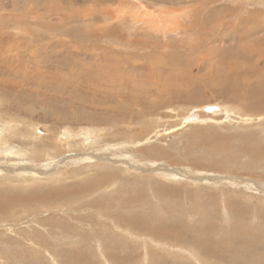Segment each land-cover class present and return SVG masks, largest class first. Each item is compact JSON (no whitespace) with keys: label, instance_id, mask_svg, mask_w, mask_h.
Instances as JSON below:
<instances>
[{"label":"rangeland","instance_id":"1","mask_svg":"<svg viewBox=\"0 0 264 264\" xmlns=\"http://www.w3.org/2000/svg\"><path fill=\"white\" fill-rule=\"evenodd\" d=\"M263 29L264 0H0V195L69 189L94 169L107 182L118 181L98 194L110 210L118 209L115 196L140 185L138 195L150 198L141 214L166 222L167 203L151 196L161 187L170 204L189 201L173 217L183 226L210 229L213 223L228 235L233 204L240 211L243 206L250 229L263 227L264 148L253 146L256 139L264 143V120L244 115L217 82L226 71L234 77L233 64L235 72L247 71L232 57L258 56ZM224 52L228 59L222 62ZM207 107L218 111L195 118ZM61 135L87 137L93 148L76 158L62 155L61 164L43 158L41 149H52V138ZM59 150L67 153V147ZM32 157L44 159L32 165L37 172H20ZM168 170L179 177L164 176ZM98 195L75 204L82 207L27 214L16 207L17 216L0 217V264H117L128 257L133 261L127 264H220L205 263L196 248L183 246L189 234L173 244L128 231L96 204ZM199 202L209 215L206 224L188 216L189 206ZM63 221L70 234L43 228ZM77 222L81 228L71 224ZM65 235L79 236V243ZM263 245L241 264H264V255H256ZM79 247L92 261L61 254Z\"/></svg>","mask_w":264,"mask_h":264},{"label":"bare ground","instance_id":"2","mask_svg":"<svg viewBox=\"0 0 264 264\" xmlns=\"http://www.w3.org/2000/svg\"><path fill=\"white\" fill-rule=\"evenodd\" d=\"M256 22H257V20H256ZM258 31H262V30L258 29ZM256 32H254V33L256 34ZM260 38H262V36ZM247 44H249V43H247ZM230 53H232V52H230ZM225 54H226L225 52L221 54L220 61L222 60V62H225V60L228 59L227 56H226L227 58H225ZM256 54H258V56H255L254 54H253L254 55L253 56L249 53L248 54H242V52H241V54H236V55L234 54V56L232 58L235 61L238 60L239 63L241 61V63L245 64V66L248 67L247 71H244L243 73H241V71L239 73L237 71L235 72L234 69H235L236 65L233 64V66L231 68H233L232 70L234 72L233 73L234 77L229 78V75L227 74L228 71H226L222 75L221 80L217 81V82L219 85H222L224 87V89H221V93L223 95L226 94V97L229 100L237 102V103H239V105H241L239 109L241 110L242 113L243 112L245 113V114L243 113L244 115H247L253 119L254 118H261L262 120H264V50L263 51L261 50L260 52L257 51ZM239 77H240V79H235V78H239ZM112 82L114 83V81H112ZM118 82L119 81H117L115 83L116 88H117ZM108 84H111V81H108ZM178 85H179V83H178ZM217 88H218V86H217ZM212 110L218 111V109L215 107H207L206 110L202 109V112H199L198 115L196 114L195 118H197V119L209 118V116L214 115L213 112H210ZM207 112H209V113H207ZM53 140L55 143H53L52 149L43 147L41 150L43 152V158H48L47 159L48 161L54 160V161H56V164H61L58 162V158L62 155H68L69 157L76 158V157H79L81 155L89 154V153H81V152L87 151V150L93 148L90 146V144H87V140H88L87 137H85L83 140L81 138L80 139L79 138H72L71 140H69L67 135L66 136L61 135L59 138H57L56 136L53 137L52 141ZM224 143L226 144L228 142L226 141ZM252 144H253V141H252ZM254 144L257 145V146L256 145L253 146L255 148V149L253 148L254 150H256V149L260 150V149L264 148V143L259 142L257 139L254 140ZM241 146L244 148L243 145H241ZM60 147H63V149H65L67 147V153L66 154L64 152L61 153L59 150ZM232 149L233 148H231V150ZM239 149H241V148H239ZM254 150H253V154L255 155L257 152ZM258 154H256V155H258ZM90 156H94V154L90 153ZM103 156L106 157L109 162L117 163L114 161V159L109 157L110 156L109 154H103ZM43 158L42 159H34V157H32L28 161H26L28 163V165H23V166L19 165V168H17V169H21L20 172H30V173L34 172V173H36L37 170L35 168H32V165L35 163H43V161H44ZM100 160H101V158H99V161ZM107 168L108 167H106V166H102L101 170H105ZM155 170H161V169L156 168ZM90 171H92V173L90 175H85L83 178H77V180L73 183L74 186H72L69 189H61L60 188V189L55 190V188L57 186H54V187H49L47 189H43L41 191L34 192V193H21V192H17V191L3 193L4 195H0V217L4 216V219H10V218H12L11 216H17V214L21 213V211H23V213L27 214L30 212L32 213L33 211H37L42 207L53 206V207H55L53 209L62 208L65 205L67 207H69V206L70 207H82V206H77L75 204H79L81 202H84L87 199L90 200L88 197L86 198V196L90 193L92 195L94 194V196H95L96 194L98 195L101 191L105 190V192H107L111 188H114L118 183L117 180L116 181L114 180L111 183H109V182H107V179L109 177L102 175L101 172H99V171L97 173H94V169L90 170ZM167 175H172V179L179 177V175L175 171H172V170H168V172H166L164 176H167ZM198 178L199 177H197V179ZM206 178H207V175H206ZM220 179L231 180L230 178H226V177L225 178L220 177ZM203 180H204V178H203ZM213 180H218V178H215ZM260 183H262V182H260ZM142 185H143V183H142ZM65 187L66 186H64V188ZM137 188H139V190H137V191L135 189L132 190V188H130V190L127 191V189H128L127 188L126 189L127 192L123 191V195H121L119 197L115 196L113 198L112 203H113V205H117L118 209L117 208L112 209V210L108 209L105 206V200L102 198V196H99V195L97 196V199L95 202L98 205H99V203H101V205L104 208L103 210L105 212H107L108 214L113 213L114 214L113 217L121 223L120 225H123L125 228H127L128 231H130L132 233L137 232V233H140L143 235L144 234L145 235H151L155 239H160V240H163L165 242H170L173 244L184 243L185 237L189 234L190 240L188 242H186L183 246L196 248L198 250V253L200 254V256L202 257V259L205 263H208L209 261L215 260V261H219L220 264L221 263L222 264H225V263L226 264H241L240 261H242L245 257H247V259H245V261L251 262L252 261L251 258H253V257H250V256H252V254H253V248L258 246L259 244L263 245V243H264V226L263 227L261 226L259 228H256V226H255L256 229L255 228L250 229V226L247 225L248 222H246V216H245V211H243V206L241 208L243 211L242 212L239 209L232 207L234 205L232 204V206H231L229 203L231 208H230L229 212L226 211L228 213L227 214L224 211L225 207L222 205L224 207L222 209L225 212V214L229 215L231 220L234 222V225L231 228V230L229 229L230 234L226 235V234H223L224 233L223 231H222L223 233L221 231H217L215 229L217 227H215L213 225V223L209 224L210 229H208L207 226H197L194 228H190V227L183 226V221L176 222L173 219V217L176 214V212L180 213V209H179L180 205L183 204V206H182L183 208H184V206L187 207L186 204L189 205V201L185 202V204H184L183 201H181L179 198H177L178 201L176 200V198H174L177 201V203L173 202V204H170L172 202L169 199L170 193L168 194V191L167 192L164 191L163 188H161V187H157V191L155 192V194L153 192H151V196L155 197L154 199L156 200L157 196L160 195L162 197V199L167 203V206L165 207L166 208L165 213L169 216L167 218V221L159 223L158 221H156L154 219V217L151 215V213L141 214L144 209L147 208L149 210L148 205H150V204L147 203V201H149L150 198L148 199V198H144V197L138 195L139 191L143 188V186L138 185ZM150 188H149V190H150ZM163 200L158 198V202L162 203ZM225 201L227 202V200H225ZM209 204H211V202H209ZM236 204H237V202H236ZM91 206L98 207L95 205V203H92ZM225 206L228 207V204ZM16 207L21 208V211L20 210L18 211L17 209H15ZM204 207L205 206H203L200 202L198 204H195L192 207L189 206L188 216H196V215L201 216L200 217L201 219H199L200 222L206 224L207 219L205 217L208 218L209 215H208V212L203 209ZM151 208H152L151 212H153L154 207H151ZM248 208L249 207H247V209ZM45 210H50V209H45ZM119 210L122 212H125L126 215L125 216L124 215L118 216L116 213ZM190 211H193L194 214H192ZM129 213H131V214L136 213V217H134V216L130 217ZM111 221H113V220H111ZM44 222L47 223V221L42 220L41 223H39V224H44ZM263 222H261V224H263ZM78 223L79 222L71 223V224L73 226H76ZM39 224H37L38 230H39V226H40ZM91 224L93 225L94 223L91 222ZM77 226H79V225H77ZM113 226L118 227V224L114 223ZM251 226H254V224H251ZM79 227L81 228V226H79ZM43 228L49 229V230L53 229V231L55 229L58 232L60 231L59 232L60 235H64L63 233L70 234V230H71L69 224L67 225L66 223H64V221H63V223H55L54 228H51V227L48 228L45 226H43ZM218 228H220V226ZM38 230L35 231L37 234L39 233ZM132 230L135 232H133ZM61 231H63V233H61ZM228 233H229V231H228ZM215 234H217L219 236L218 237L219 239L214 238ZM56 235H58V234H56ZM61 237H63V236H61ZM65 237H70L73 245H74V243L75 244L79 243V240H80V238H78L79 236H72V235L67 236V235H65ZM119 243L120 242H118L117 244L119 245ZM263 247H264V245H263ZM88 252L89 251H86V250L79 247L77 249H74V251H71V250L63 251V252H61V254L65 257V259L74 258L75 261H77V260L92 261L90 259V257L89 258L86 257ZM256 252L259 253V254L258 253L256 254L258 256L264 255V252H261L258 250ZM119 261H121V259H118L117 264H127L128 261L132 262L133 258L128 257V258H126L125 262H122V263H120ZM179 263H180L179 260H175V261L173 260L171 262V264H179ZM87 264H89V262Z\"/></svg>","mask_w":264,"mask_h":264}]
</instances>
